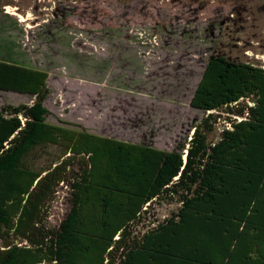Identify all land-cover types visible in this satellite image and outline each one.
Wrapping results in <instances>:
<instances>
[{
    "label": "trees",
    "instance_id": "obj_1",
    "mask_svg": "<svg viewBox=\"0 0 264 264\" xmlns=\"http://www.w3.org/2000/svg\"><path fill=\"white\" fill-rule=\"evenodd\" d=\"M47 76L0 59V90L34 96L0 107V264H264L263 68L210 57L190 100L207 113L170 150L48 122ZM154 200L178 206L138 231Z\"/></svg>",
    "mask_w": 264,
    "mask_h": 264
},
{
    "label": "rangeland",
    "instance_id": "obj_2",
    "mask_svg": "<svg viewBox=\"0 0 264 264\" xmlns=\"http://www.w3.org/2000/svg\"><path fill=\"white\" fill-rule=\"evenodd\" d=\"M215 55L264 69V0H0V59L48 73L50 123L173 148L207 113L190 100ZM33 98L0 90V107ZM68 196L60 184L50 225ZM177 206L154 200L137 230Z\"/></svg>",
    "mask_w": 264,
    "mask_h": 264
},
{
    "label": "crops",
    "instance_id": "obj_3",
    "mask_svg": "<svg viewBox=\"0 0 264 264\" xmlns=\"http://www.w3.org/2000/svg\"><path fill=\"white\" fill-rule=\"evenodd\" d=\"M205 68V67H204ZM204 71V70H203ZM202 76V75H201ZM200 80V79H199ZM199 82V81H198ZM198 82H197V84H196V87H197V85H198ZM196 87H195V89H196ZM195 91V90H194ZM195 108V107H194ZM191 133H192V128H191V130H190V135H191ZM96 134V133H95ZM190 135L187 137V140L190 138ZM102 136H107V137H111V138H115V139H119V140H123V141H127V142H132V143H138V144H144V145H150V146H153V147H156V148H159V149H165V150H170V149H172L171 147H169V146H158L157 144H156V142H154V143H146V142H137V141H129V140H124V139H120V138H118V137H115V136H111V135H102ZM168 145V144H167Z\"/></svg>",
    "mask_w": 264,
    "mask_h": 264
},
{
    "label": "built area",
    "instance_id": "obj_4",
    "mask_svg": "<svg viewBox=\"0 0 264 264\" xmlns=\"http://www.w3.org/2000/svg\"><path fill=\"white\" fill-rule=\"evenodd\" d=\"M236 117V116H234ZM238 119H240L239 117H237ZM226 126L229 127L230 126V123L229 122H225Z\"/></svg>",
    "mask_w": 264,
    "mask_h": 264
}]
</instances>
